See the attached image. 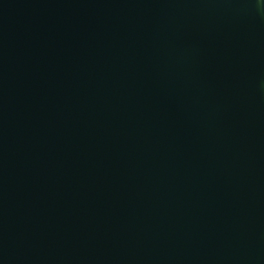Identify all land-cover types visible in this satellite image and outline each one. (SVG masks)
<instances>
[{"label": "water", "instance_id": "obj_1", "mask_svg": "<svg viewBox=\"0 0 264 264\" xmlns=\"http://www.w3.org/2000/svg\"><path fill=\"white\" fill-rule=\"evenodd\" d=\"M0 264H264V0H0Z\"/></svg>", "mask_w": 264, "mask_h": 264}]
</instances>
